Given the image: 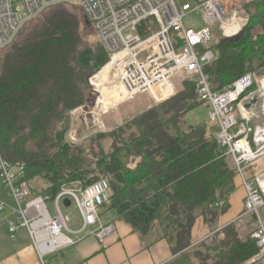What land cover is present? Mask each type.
<instances>
[{
	"label": "trees",
	"instance_id": "1",
	"mask_svg": "<svg viewBox=\"0 0 264 264\" xmlns=\"http://www.w3.org/2000/svg\"><path fill=\"white\" fill-rule=\"evenodd\" d=\"M64 5L74 4L53 6L29 21L36 22L29 29L27 23L6 47L11 49L0 56V154L21 168V180L35 196L54 198L73 182L89 186L107 179L110 206L139 236L150 233L155 224L164 226L163 233L178 253L171 264L187 258L193 264H242L255 255L256 239L236 223L216 232L209 244L190 247L194 209L216 219L227 208L216 206L217 190L220 199H228L235 174L214 122L192 123L187 118L206 105L197 94L196 79L186 82L167 103L146 109L112 131L77 144L67 139L72 111L87 101V76L109 57L86 14L80 19L56 8ZM245 6L249 21L240 36L228 40L221 32L214 42L215 58L204 67L214 91L264 69V0ZM155 25L152 18L144 21L139 26L142 37ZM92 31L97 37L94 44L87 40ZM113 65L109 62L91 77L100 91L97 109L103 107V71L113 70ZM107 98L104 112L109 107L128 108L133 102L120 98L113 106ZM136 109L134 100L132 109L123 111L130 116ZM37 179L40 188L34 184Z\"/></svg>",
	"mask_w": 264,
	"mask_h": 264
},
{
	"label": "built area",
	"instance_id": "2",
	"mask_svg": "<svg viewBox=\"0 0 264 264\" xmlns=\"http://www.w3.org/2000/svg\"><path fill=\"white\" fill-rule=\"evenodd\" d=\"M62 4L83 8L109 62H114L113 69L130 101L146 93L156 105L161 104L176 96L175 77L196 79L197 94L207 106L208 119L218 124V141L232 159L246 192L245 212L237 220L254 217L251 236L259 249L242 264L263 262L264 166L257 168L253 180L248 168L264 159V69L248 73L218 91L212 89L204 67L215 58L216 25L220 24L228 36L224 25L231 19L221 0H200L195 6H179L176 0H0V51L29 21ZM195 13L205 24L200 30L186 21ZM151 18L158 30L142 37L139 26ZM70 141H75L72 133ZM0 182L14 201L10 205L0 199V213L10 210L7 220L11 238L19 230H26L43 263L49 255L75 245L84 235L104 240L115 229L101 217L103 207L111 202L110 183L105 178L89 186L80 181L65 185L54 198L35 196L28 183L21 180V168L0 154ZM66 198L78 206L82 218L79 229H72L63 213ZM49 200L54 202V213L47 206ZM226 203L221 199L216 206ZM1 221L0 218V225Z\"/></svg>",
	"mask_w": 264,
	"mask_h": 264
},
{
	"label": "crops",
	"instance_id": "3",
	"mask_svg": "<svg viewBox=\"0 0 264 264\" xmlns=\"http://www.w3.org/2000/svg\"><path fill=\"white\" fill-rule=\"evenodd\" d=\"M195 1L198 3L200 0ZM231 1L232 0H227L230 6L233 5ZM186 3L193 4L188 0H184L181 5L179 3L178 5L182 6ZM188 24H192L196 27V24L192 20L188 22ZM139 104H141V102ZM145 110V108L141 109L138 113L141 114ZM132 117L134 118V116ZM206 118V120H209L208 116ZM197 122H201V119L198 118L193 123ZM215 127L219 130L218 126L215 125ZM227 160L229 162V167L235 172L233 177V188L228 194V199H226L227 208L222 211L216 219L209 217L201 208L196 207L194 209L195 220L191 231L190 247L197 246L202 242L209 244L213 240L214 234L229 224L236 223L238 226L242 227L245 225V222L249 223L251 221V216H245L243 222L237 220V218L245 212L246 192L241 178L235 171L232 159L227 157ZM263 166L264 159L248 168L251 180H253L257 168H263ZM219 200L221 199L219 197V191L217 190L216 202ZM110 203L106 204L102 211L109 212L108 218L103 220V222L105 224H114L115 226L111 234L104 240H101L98 236L93 234L84 235L75 245L49 255L47 257H50L48 264H171L178 253H174L173 242L163 233L162 230L164 226L155 224L152 226L153 230L150 233L141 237L134 231L133 225L128 222L117 209L112 208ZM7 217L8 215L3 219L7 220ZM20 234L27 237L30 241V248L24 249L21 252V257L26 261H30L25 264H44L37 255L28 232L23 230ZM11 239L14 240L16 237ZM10 256L12 255L3 254L0 259ZM187 263L193 264L190 258L184 259L178 264Z\"/></svg>",
	"mask_w": 264,
	"mask_h": 264
},
{
	"label": "rangeland",
	"instance_id": "4",
	"mask_svg": "<svg viewBox=\"0 0 264 264\" xmlns=\"http://www.w3.org/2000/svg\"><path fill=\"white\" fill-rule=\"evenodd\" d=\"M19 1V0H14ZM184 0H177V3H179L180 5L183 3ZM191 3H193L192 5L195 6L196 5V1L195 0H188ZM253 0H232L231 1V5L227 2V0H221V4L224 8V10L227 12V15L229 16V18H234L236 15L238 14H242V19L244 21V25L241 26L240 28H233L231 27V31L232 34L227 33L228 36H226L223 31L222 28L220 27V24L216 25V32H218L216 34L215 37V42L218 40L219 37H221V32L223 34V36L225 37V39L228 40H234L237 39L236 36L238 34H241L242 30L244 29V27L247 25L248 21H249V15L246 9V4L251 2ZM230 6V8H229ZM56 8H61L62 10L66 11L67 13H70L72 15H76L78 17L84 18L85 13L83 8L78 5V4H74V5H64V6H59ZM53 8V9H56ZM51 9V10H53ZM235 19V18H234ZM193 21L196 24V28L198 30L202 29L205 27V24L202 20L201 15L199 14H192L188 20H186L187 22ZM36 21H32L30 23L27 24V26L25 27L26 29H29V27L33 24H35ZM155 22V21H154ZM158 30V26L157 24L155 25V27H153V31L152 32H156ZM257 31H260V28H257ZM92 35L90 37H87V40L94 44L97 40V37L95 36L94 31L91 32ZM12 46L4 49L1 53L0 56L5 54L9 49H11ZM147 55V53L143 54V57H145ZM109 63V60L107 61V63L105 65H107ZM105 65H103L101 68L95 70L94 72L90 73L87 76V85L89 87V91H88V97H87V101L85 103V105H83L82 107L74 110L71 115H72V125L70 130L67 132V139L70 141V133H72L73 135H75V141L72 143H80L83 140H85L86 138H88L91 135H94L96 133L99 132H104V131H112L114 130L116 127H118L119 125H121L124 121H128L130 119H132V116H137L139 113V110L141 109H148L151 107H156L158 105H162L167 103L168 101L161 103V104H155L154 101L152 100V98H150L148 96V94L146 93H141L137 96L136 98V102L138 103V109H136V111L131 114L130 116L125 115L124 113V109H132L133 105H134V101L128 103L127 106H129L128 108L125 107L122 110H115L113 109V107H109V109L107 110V112H104L103 107L107 106L108 104V93L106 91V84L107 82L111 79L116 81L118 78V74L116 72V69L113 70H105L103 71V107H101L100 109H97L95 106V100L96 98L99 96L100 91L98 92V89H95L93 87V85L91 84V77H93L96 73H98L101 69H103L105 67ZM264 75V74H263ZM193 80V79H185V80H179L178 77L174 78V81L177 84V94L183 89V86L186 82ZM176 94V95H177ZM107 96V97H106ZM121 98H124L125 96V92H122L120 94ZM174 98V97H173ZM138 99V100H137ZM141 100V101H140ZM262 100H260L261 103ZM141 102V104H139ZM208 110H207V106L206 105H199L197 108H195V110H193L192 112H190L187 116L188 120L190 122H195L198 118L201 119V121L206 120L208 114H207ZM90 114H98L96 117V119L99 120V123L95 122V118H93ZM118 125V126H117ZM214 125L218 126L217 123L214 122ZM35 186H37L38 188L42 187V182L37 179L35 181ZM2 184L0 182V199L3 200L4 202H6L7 204H14V201L12 198H10L9 196H7L6 192L4 191V188L1 187ZM47 206L48 208L54 213L55 207H54V202L52 200L47 201ZM62 210L63 213L65 215V217L68 220V224L72 229H79L82 226V218H81V214L80 211L78 209V206L76 205V203H73L70 207H64L62 206ZM10 212L9 209H6L4 212L0 213V218L2 219L1 221V225H0V257L3 254H8V255H12L8 258L3 257L0 259V264H25L26 262L29 263L30 261H26L23 257H21V252L24 249H29L30 248V241L28 240L27 237L21 235L20 233L23 232L24 229H21L22 231H18V233L16 234V239L12 240L10 238V234L8 232V220L3 219L6 215H8ZM108 213L109 212H103L101 213V217L103 218L102 220H106L108 218ZM263 218H264V210H263ZM250 222L247 223L245 222L244 226L247 229V232L251 233L252 229L254 228V218H250ZM247 223V224H246ZM50 258V257H49ZM49 258H46V261L44 262V264H48L49 262ZM187 264H192V263H187Z\"/></svg>",
	"mask_w": 264,
	"mask_h": 264
},
{
	"label": "bare ground",
	"instance_id": "5",
	"mask_svg": "<svg viewBox=\"0 0 264 264\" xmlns=\"http://www.w3.org/2000/svg\"><path fill=\"white\" fill-rule=\"evenodd\" d=\"M235 18V19H234ZM234 18H231L229 21L226 22V24L224 25L227 33H230L232 34V31H231V27L237 29V28H240L241 26L244 25V21H243V17H242V14H238L236 15ZM117 80L114 81V80H109L106 84V91L108 93V96L111 100V103L113 104V106H116L119 102H120V94L122 92H125V90L123 89V87L120 85L119 83V80L118 78H116ZM125 99H128L127 98V95L125 93V96H124ZM93 118H95V122L99 123V120L96 119L97 115L98 114H90Z\"/></svg>",
	"mask_w": 264,
	"mask_h": 264
},
{
	"label": "water",
	"instance_id": "6",
	"mask_svg": "<svg viewBox=\"0 0 264 264\" xmlns=\"http://www.w3.org/2000/svg\"><path fill=\"white\" fill-rule=\"evenodd\" d=\"M239 36H240V34H238V35L236 36V38H238ZM256 101H257V99L254 100V102H256ZM247 107H250V104H247ZM64 204H65L66 207H70V206H71V200L68 199V198H66V199L64 200Z\"/></svg>",
	"mask_w": 264,
	"mask_h": 264
}]
</instances>
